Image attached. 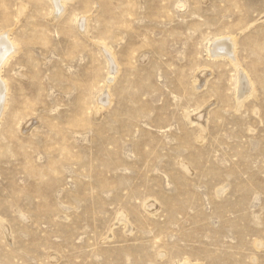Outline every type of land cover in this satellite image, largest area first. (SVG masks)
<instances>
[{
	"label": "rangeland",
	"instance_id": "obj_1",
	"mask_svg": "<svg viewBox=\"0 0 264 264\" xmlns=\"http://www.w3.org/2000/svg\"><path fill=\"white\" fill-rule=\"evenodd\" d=\"M63 1L0 0V264H264V0Z\"/></svg>",
	"mask_w": 264,
	"mask_h": 264
},
{
	"label": "bare ground",
	"instance_id": "obj_2",
	"mask_svg": "<svg viewBox=\"0 0 264 264\" xmlns=\"http://www.w3.org/2000/svg\"><path fill=\"white\" fill-rule=\"evenodd\" d=\"M55 2L54 4H56L57 8L62 10L63 9V5L61 3H63V0H52V2ZM53 4V5H54ZM56 9V8H54ZM58 12V10H57ZM55 13V12H54ZM59 15V14H58ZM86 26V25H85ZM7 35V34H6ZM226 40V39H224ZM216 42V41H215ZM214 42V43H215ZM231 42V41H230ZM233 42V41H232ZM211 47V46H210ZM212 48V47H211ZM227 48V43L220 41L217 42L214 45V49L215 50H220V51H225ZM16 45L15 43H13L12 41L10 42L8 39L5 38H1L0 39V63L3 62L9 55L13 54L16 51ZM213 49V48H212ZM232 57V56H231ZM8 59V58H7ZM113 64V63H112ZM2 66V65H1ZM2 69V68H1ZM243 74V73H242ZM242 76V75H241ZM247 77V76H246ZM248 78V77H247ZM2 79V78H1ZM0 79V114L2 115L1 111L2 108L5 106V101H6V95H7V91H8V85L7 83L3 82ZM243 79V78H242ZM244 81V80H243ZM247 82V81H246ZM244 84V83H243ZM250 84V83H249ZM241 87V86H240ZM244 87V85H243ZM245 88H246V84H245ZM249 91V90H248ZM242 93V91H241ZM245 93V92H244ZM7 103V101H6ZM184 263V262H183Z\"/></svg>",
	"mask_w": 264,
	"mask_h": 264
}]
</instances>
